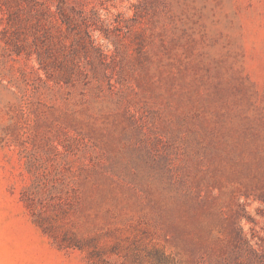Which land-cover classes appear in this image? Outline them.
I'll return each mask as SVG.
<instances>
[{
  "label": "rangeland",
  "instance_id": "rangeland-1",
  "mask_svg": "<svg viewBox=\"0 0 264 264\" xmlns=\"http://www.w3.org/2000/svg\"><path fill=\"white\" fill-rule=\"evenodd\" d=\"M34 1L0 0V264H264V0H38L72 84Z\"/></svg>",
  "mask_w": 264,
  "mask_h": 264
},
{
  "label": "trees",
  "instance_id": "trees-1",
  "mask_svg": "<svg viewBox=\"0 0 264 264\" xmlns=\"http://www.w3.org/2000/svg\"><path fill=\"white\" fill-rule=\"evenodd\" d=\"M52 5L46 4L45 2L43 3L38 0L29 4L31 17L34 18V20H32L34 27L33 35H37V31L42 24L49 23L55 25L60 28L61 33H64L63 24L71 26L74 23V18L66 13L65 7L62 6V2L61 4L58 3ZM11 21L12 19L10 18L8 23L12 27L13 24ZM46 32L47 33L44 36H47L48 39H43V35L35 36V39L32 43L36 49L35 52L27 51L25 55L29 58L33 56V53L37 54V60L40 64L39 69L44 71L47 77L45 82L53 80L58 84L74 83V77L83 74L81 65L78 62L71 60L68 55L64 56L63 59L58 58V56L55 54V52L57 51V47L53 42L54 36L52 34V31L48 30ZM49 38H51V40ZM13 42L16 41L14 40ZM14 46L16 49V54L18 56H22L24 54L23 49H26V45L16 42ZM7 49H9V46ZM68 62H71V64H68ZM39 78L42 79L41 76H39ZM169 258V255H167L164 250H160L158 251V257L156 258L158 260L156 262H158V264H166L169 261Z\"/></svg>",
  "mask_w": 264,
  "mask_h": 264
}]
</instances>
